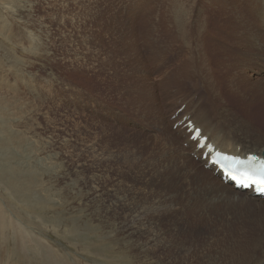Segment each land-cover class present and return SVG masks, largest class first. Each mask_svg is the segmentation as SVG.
I'll return each mask as SVG.
<instances>
[{"label":"rangeland","instance_id":"374dc122","mask_svg":"<svg viewBox=\"0 0 264 264\" xmlns=\"http://www.w3.org/2000/svg\"><path fill=\"white\" fill-rule=\"evenodd\" d=\"M260 110L264 0H0V264H264L186 143Z\"/></svg>","mask_w":264,"mask_h":264},{"label":"bare ground","instance_id":"6f19581e","mask_svg":"<svg viewBox=\"0 0 264 264\" xmlns=\"http://www.w3.org/2000/svg\"><path fill=\"white\" fill-rule=\"evenodd\" d=\"M207 94H209L210 96L213 95L211 92H208ZM216 96H218V95H216ZM218 100H219V98H213V100L211 102L213 103V105L218 106L217 102H216ZM210 105H212V104H210ZM216 106H214V107H216ZM209 109H211V108H209ZM261 112H262L261 114H257L259 117H261V119H262L261 121L258 120L260 118H255L254 116L253 117H249V116L246 117L245 116L244 118H242L239 116V112H238V114L234 113L235 116H237L240 121L247 122L245 135L247 137L252 138L255 141H257V144L261 145V147L258 146L256 148H246L245 145H242V144H240V146H241L240 148H237V147L233 148L229 145H225V147L224 146L222 147L215 138L210 137L209 132L207 131V129L205 128V126L203 124L200 126H197V125H193L191 123L193 125V129L190 132V134L188 135L187 140H186V143L189 146H192V148H193L192 152L194 153V155H197V152H198L197 150H199L198 146L200 143V139L202 137L206 138V141L201 143L202 147L200 148L201 151H200L199 156H198L200 163L202 160L200 158L201 154L203 155L206 152V149H208L207 147L209 144V150L206 153V159L204 162H202V165L196 163L195 161L193 162L192 160L189 162V168L192 171L191 174H192L193 180L195 182H198L196 180H199L201 183L202 182L209 183L212 187L218 188L221 191H223L224 193L230 194L232 197V200L236 201V203H238L239 205L245 206V207L254 206L257 204L258 208H263L264 204H261V202H260V199L262 197L254 196L251 193V191H249V190L242 191V190H237V189L233 188L231 183H229L228 181L227 182L224 181L221 172L217 171V167L213 164H210L208 162V160L214 151H217V152H220L223 154L233 155V156H240L241 158H246V155L254 154L257 157L264 159V132L257 130V128H261V125L262 126L264 125V110H262ZM181 119H182V115H180L177 120H181ZM195 128H198L200 130V134L196 140H193L190 138V135H192ZM231 139L233 142L240 143L238 135H235V136L231 135ZM216 143L219 146H221L222 148H220ZM216 177H218V180L220 181L219 184H218V182L216 183V180H217ZM255 198L258 201L254 200Z\"/></svg>","mask_w":264,"mask_h":264},{"label":"snow or ice","instance_id":"6c2138e0","mask_svg":"<svg viewBox=\"0 0 264 264\" xmlns=\"http://www.w3.org/2000/svg\"><path fill=\"white\" fill-rule=\"evenodd\" d=\"M232 163L247 165V172L250 173L252 177H259V179H241L237 175L229 171H225V175H228L238 187L247 188L249 186H252L258 191V193L264 194V163H260V167H256V163H259V161L258 158L254 155L249 156L246 161L235 160L232 161Z\"/></svg>","mask_w":264,"mask_h":264}]
</instances>
